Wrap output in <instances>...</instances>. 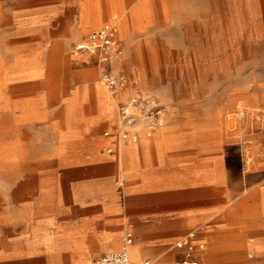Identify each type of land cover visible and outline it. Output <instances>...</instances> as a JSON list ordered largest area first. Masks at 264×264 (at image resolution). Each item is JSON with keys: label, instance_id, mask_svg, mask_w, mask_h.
Segmentation results:
<instances>
[{"label": "crops", "instance_id": "1", "mask_svg": "<svg viewBox=\"0 0 264 264\" xmlns=\"http://www.w3.org/2000/svg\"><path fill=\"white\" fill-rule=\"evenodd\" d=\"M123 17L139 27L140 4L0 0V264H94L127 236L135 263L264 264V169L232 178L188 115L137 145L105 136L136 68L114 64L129 89L112 99L97 59L71 50ZM191 233L204 249L188 258L175 246Z\"/></svg>", "mask_w": 264, "mask_h": 264}, {"label": "rangeland", "instance_id": "2", "mask_svg": "<svg viewBox=\"0 0 264 264\" xmlns=\"http://www.w3.org/2000/svg\"><path fill=\"white\" fill-rule=\"evenodd\" d=\"M127 1L140 4L142 20L129 33L117 20L124 65L136 68L139 92L167 106L165 129L188 115L189 141L232 178L264 169V0ZM10 47L0 44V68Z\"/></svg>", "mask_w": 264, "mask_h": 264}, {"label": "built area", "instance_id": "3", "mask_svg": "<svg viewBox=\"0 0 264 264\" xmlns=\"http://www.w3.org/2000/svg\"><path fill=\"white\" fill-rule=\"evenodd\" d=\"M75 56H91L97 59L100 82L106 88L112 99H117L129 89V83L124 74H115L112 67L123 58L124 46L119 39V26L107 24L90 33L82 42L73 48ZM119 122L113 132L105 133L106 137L114 135L118 141L139 144L144 139H151L165 124L169 117L167 106L161 104L154 96L133 91L126 103L119 105ZM244 114H242L243 116ZM113 154L114 149H108ZM196 234L191 233L176 244V249L186 252L190 258L197 250H203L204 245H196ZM124 248L119 253L108 254L96 260L94 264H152L149 261L135 263L130 260L129 249L133 239L127 236ZM183 264H200L184 262Z\"/></svg>", "mask_w": 264, "mask_h": 264}, {"label": "bare ground", "instance_id": "4", "mask_svg": "<svg viewBox=\"0 0 264 264\" xmlns=\"http://www.w3.org/2000/svg\"><path fill=\"white\" fill-rule=\"evenodd\" d=\"M119 23V22H118ZM116 24V23H115ZM120 30H121V28H120Z\"/></svg>", "mask_w": 264, "mask_h": 264}]
</instances>
